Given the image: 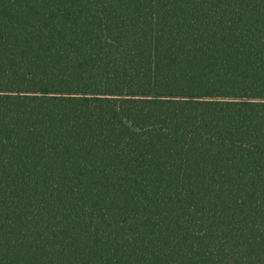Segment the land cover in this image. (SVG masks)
<instances>
[{
  "label": "trees",
  "instance_id": "trees-1",
  "mask_svg": "<svg viewBox=\"0 0 264 264\" xmlns=\"http://www.w3.org/2000/svg\"><path fill=\"white\" fill-rule=\"evenodd\" d=\"M0 264H264V0H0Z\"/></svg>",
  "mask_w": 264,
  "mask_h": 264
}]
</instances>
